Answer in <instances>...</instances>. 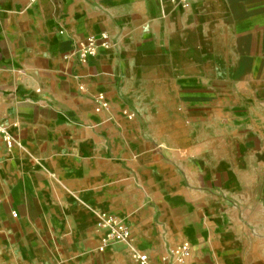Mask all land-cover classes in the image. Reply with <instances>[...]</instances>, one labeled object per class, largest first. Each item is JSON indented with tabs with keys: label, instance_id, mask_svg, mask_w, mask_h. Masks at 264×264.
Wrapping results in <instances>:
<instances>
[{
	"label": "crops",
	"instance_id": "obj_1",
	"mask_svg": "<svg viewBox=\"0 0 264 264\" xmlns=\"http://www.w3.org/2000/svg\"><path fill=\"white\" fill-rule=\"evenodd\" d=\"M0 123V264H264V0H0Z\"/></svg>",
	"mask_w": 264,
	"mask_h": 264
},
{
	"label": "built area",
	"instance_id": "obj_2",
	"mask_svg": "<svg viewBox=\"0 0 264 264\" xmlns=\"http://www.w3.org/2000/svg\"><path fill=\"white\" fill-rule=\"evenodd\" d=\"M197 0H171L177 6L181 8H188L193 2ZM115 41L111 38L109 33L102 32L99 34L91 35L84 40L79 41L73 51V55L77 57L80 61H86V59L97 55L101 50H107L115 45ZM96 111L106 110L109 107V102L105 95L102 93H97L95 98ZM127 117H132L131 112H124ZM0 136L6 143L8 147H11L15 139L0 123ZM14 214V213H13ZM99 219L97 221V228L100 230V238L97 244V249L99 251H104L105 249L114 246L115 244L129 245L132 240V234L130 227L127 225L125 220L108 214L106 212H101L99 214ZM132 256L139 261L140 264H146L147 255L139 251L138 249L132 247ZM192 253L189 241L182 242L171 249H169V257L177 263H184L185 260L190 257Z\"/></svg>",
	"mask_w": 264,
	"mask_h": 264
},
{
	"label": "rangeland",
	"instance_id": "obj_3",
	"mask_svg": "<svg viewBox=\"0 0 264 264\" xmlns=\"http://www.w3.org/2000/svg\"><path fill=\"white\" fill-rule=\"evenodd\" d=\"M255 114H258V112H255ZM259 115H256L255 118H257ZM207 134V131L204 130V135ZM225 139V138H224ZM227 141V138H226ZM255 143V142H253ZM257 144V143H256ZM222 150L225 151L226 153L229 152V148H227V146L224 145V147H222ZM252 165V171L251 173H249V175L254 179L255 176H258L261 174L260 170H261V162H256L255 160L253 161ZM223 167H225V165L223 164ZM241 177L243 178V181L245 182V184H250L253 179L251 178L250 180L247 179V175L245 174H241ZM249 177V176H248ZM253 186V185H252ZM257 192V191H256Z\"/></svg>",
	"mask_w": 264,
	"mask_h": 264
}]
</instances>
